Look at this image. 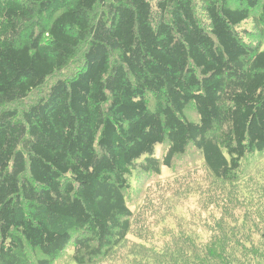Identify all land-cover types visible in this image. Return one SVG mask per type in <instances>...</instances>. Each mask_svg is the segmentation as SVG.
<instances>
[{"label": "trees", "instance_id": "1", "mask_svg": "<svg viewBox=\"0 0 264 264\" xmlns=\"http://www.w3.org/2000/svg\"><path fill=\"white\" fill-rule=\"evenodd\" d=\"M68 262L264 264V0H0V264Z\"/></svg>", "mask_w": 264, "mask_h": 264}, {"label": "rangeland", "instance_id": "2", "mask_svg": "<svg viewBox=\"0 0 264 264\" xmlns=\"http://www.w3.org/2000/svg\"><path fill=\"white\" fill-rule=\"evenodd\" d=\"M189 157H184V158H182V159H180V161H179V166H178V170H185V169H187L186 167H188L187 166V164L189 163H192V157H193V154L191 155V153H189ZM193 169H194V167H192ZM183 187H185V186H180V187H178V189H181V188H183ZM174 188V187H173ZM172 189V188H171ZM153 195H155V194H153ZM174 205H172V207H173ZM72 253H73V251H72ZM61 264H74L73 262H68V263H61Z\"/></svg>", "mask_w": 264, "mask_h": 264}]
</instances>
